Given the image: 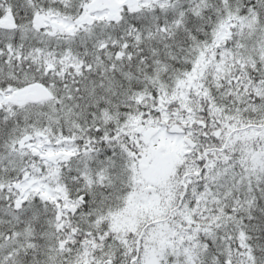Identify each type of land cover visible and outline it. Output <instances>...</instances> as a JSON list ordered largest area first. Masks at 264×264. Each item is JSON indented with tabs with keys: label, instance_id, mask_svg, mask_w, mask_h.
Here are the masks:
<instances>
[{
	"label": "snow or ice",
	"instance_id": "obj_1",
	"mask_svg": "<svg viewBox=\"0 0 264 264\" xmlns=\"http://www.w3.org/2000/svg\"><path fill=\"white\" fill-rule=\"evenodd\" d=\"M0 264H264V0H0Z\"/></svg>",
	"mask_w": 264,
	"mask_h": 264
}]
</instances>
